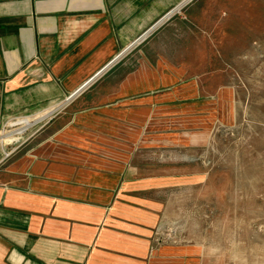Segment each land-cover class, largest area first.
<instances>
[{
    "label": "crops",
    "instance_id": "crops-1",
    "mask_svg": "<svg viewBox=\"0 0 264 264\" xmlns=\"http://www.w3.org/2000/svg\"><path fill=\"white\" fill-rule=\"evenodd\" d=\"M183 2L0 0V132L61 105L0 167V264H202L162 234L166 199L192 177L160 158L230 124L234 90L152 41L128 53Z\"/></svg>",
    "mask_w": 264,
    "mask_h": 264
},
{
    "label": "rangeland",
    "instance_id": "rangeland-1",
    "mask_svg": "<svg viewBox=\"0 0 264 264\" xmlns=\"http://www.w3.org/2000/svg\"><path fill=\"white\" fill-rule=\"evenodd\" d=\"M186 2L128 53L152 41L208 89L232 88L233 120L202 147L162 154L192 177L166 199L162 234L198 247L202 264H264V0Z\"/></svg>",
    "mask_w": 264,
    "mask_h": 264
},
{
    "label": "built area",
    "instance_id": "built-area-1",
    "mask_svg": "<svg viewBox=\"0 0 264 264\" xmlns=\"http://www.w3.org/2000/svg\"><path fill=\"white\" fill-rule=\"evenodd\" d=\"M143 35V34H142ZM138 37L135 42H138L142 37ZM109 65V64H108ZM72 97H68L66 102ZM36 117H21L10 121L4 129L0 132V167L11 157L15 152V148L10 145L19 141L20 137L24 135L32 126L39 123L35 122ZM23 129L22 132L18 133L17 130L21 129L24 125L29 124ZM7 143V144H6Z\"/></svg>",
    "mask_w": 264,
    "mask_h": 264
},
{
    "label": "bare ground",
    "instance_id": "bare-ground-1",
    "mask_svg": "<svg viewBox=\"0 0 264 264\" xmlns=\"http://www.w3.org/2000/svg\"><path fill=\"white\" fill-rule=\"evenodd\" d=\"M184 1H187V0H184ZM183 4H184V3H181L180 6L176 7V8L173 9L172 11H170V13L165 17L164 20H167V19L170 17V15L173 13V11H174V12H177L178 10H180V8L183 6ZM60 106H61V105H59V106L57 105V107H55V108H50V109L46 110L45 112H43L42 114L37 115V116H36V121H35V122H38V121L43 120L44 118H46L47 116H49L50 114H52V113H53L56 109H58ZM28 125H30V123L27 124V125H25V126H28ZM18 133H19V132H18Z\"/></svg>",
    "mask_w": 264,
    "mask_h": 264
},
{
    "label": "water",
    "instance_id": "water-1",
    "mask_svg": "<svg viewBox=\"0 0 264 264\" xmlns=\"http://www.w3.org/2000/svg\"><path fill=\"white\" fill-rule=\"evenodd\" d=\"M178 6H180V5H178ZM177 6V7H178ZM182 8V7H181ZM170 12H168L167 14H165L161 19H160V21L158 22V23H156V24H154L150 29H148L144 34H148V32H150L151 31V29H153L154 27H156L159 23H161V22H163L164 21V19H165V17L169 14ZM170 18V17H169ZM143 34V35H144ZM142 35V36H143ZM115 60V59H114ZM113 62V61H112ZM109 64H111V63H109ZM99 74V72L95 75V76H97ZM91 80H92V78L89 80V81H87L82 87H80L75 93H73L72 95H70V97H73L75 94H77V92H79L81 89H83L85 86H87L88 84H89V82H91Z\"/></svg>",
    "mask_w": 264,
    "mask_h": 264
}]
</instances>
